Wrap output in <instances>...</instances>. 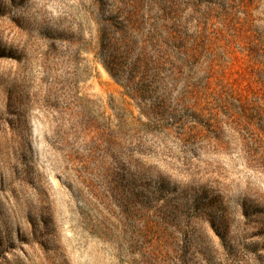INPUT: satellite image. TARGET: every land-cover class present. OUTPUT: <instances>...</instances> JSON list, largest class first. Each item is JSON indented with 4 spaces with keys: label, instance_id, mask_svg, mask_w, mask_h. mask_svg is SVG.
<instances>
[{
    "label": "rangeland",
    "instance_id": "1",
    "mask_svg": "<svg viewBox=\"0 0 264 264\" xmlns=\"http://www.w3.org/2000/svg\"><path fill=\"white\" fill-rule=\"evenodd\" d=\"M140 1L0 0V264H264V0Z\"/></svg>",
    "mask_w": 264,
    "mask_h": 264
},
{
    "label": "trees",
    "instance_id": "2",
    "mask_svg": "<svg viewBox=\"0 0 264 264\" xmlns=\"http://www.w3.org/2000/svg\"><path fill=\"white\" fill-rule=\"evenodd\" d=\"M140 0H132V6L134 10H137V5L140 4ZM239 4L241 13L244 16V22H238V20L235 18V14L233 13L234 4H229L227 12L223 15V17L219 20V24L225 29V30H232V31H245L246 32V25L248 26V7L244 2H240ZM119 39H125V35L119 37ZM112 40V39H111ZM101 48H104V45L100 44ZM142 50V47L140 48ZM108 51V50H107ZM110 51V50H109ZM128 50H125V55H127ZM113 52L112 50L109 52V59H114V56H112ZM102 65L104 69L107 71V73L115 79L119 84L125 89L126 93L129 95L136 93L138 82H136V79H141V69L143 67V57H142V51L139 53L137 58L131 63L130 70L127 74H122V72L119 70V68H116L118 64L114 62H102ZM109 65H114L113 68H111ZM222 90L218 92L212 93L210 89V84L208 81H204L202 83H187L184 85V89L182 91V96L189 100L192 103V106L195 111L203 113L207 110V107L210 104V100H216L221 101L222 100ZM130 96V95H129ZM228 96V94H227ZM231 97V96H228ZM108 126L109 123H108Z\"/></svg>",
    "mask_w": 264,
    "mask_h": 264
}]
</instances>
